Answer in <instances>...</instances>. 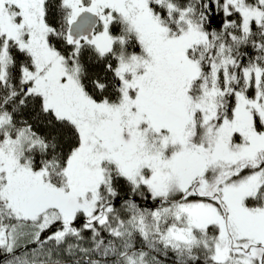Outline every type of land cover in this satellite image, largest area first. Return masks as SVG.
Listing matches in <instances>:
<instances>
[{
	"label": "snow or ice",
	"instance_id": "obj_1",
	"mask_svg": "<svg viewBox=\"0 0 264 264\" xmlns=\"http://www.w3.org/2000/svg\"><path fill=\"white\" fill-rule=\"evenodd\" d=\"M0 264H264V0H0Z\"/></svg>",
	"mask_w": 264,
	"mask_h": 264
}]
</instances>
